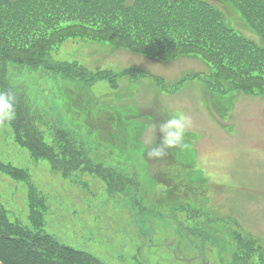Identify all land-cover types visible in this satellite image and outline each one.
<instances>
[{
	"label": "rangeland",
	"instance_id": "obj_1",
	"mask_svg": "<svg viewBox=\"0 0 264 264\" xmlns=\"http://www.w3.org/2000/svg\"><path fill=\"white\" fill-rule=\"evenodd\" d=\"M218 1L227 5L223 11L216 4L227 26L264 47L240 10ZM168 54L164 58L171 60H159L112 42L70 38L55 59L77 60L92 72H140L90 86L8 64L10 80L15 67L16 82L27 87L34 107L70 132L87 151L90 168L107 180L84 163L67 175L48 159H34L10 126H0L1 162L24 170L40 199L30 207L29 184L0 170V203L10 220L106 264H262L264 144L258 142L264 137V94L223 92L217 84L230 85L217 83L210 64L184 44ZM176 112L192 120L187 147L150 157L161 139L151 126ZM38 125L55 145L54 126Z\"/></svg>",
	"mask_w": 264,
	"mask_h": 264
},
{
	"label": "trees",
	"instance_id": "obj_2",
	"mask_svg": "<svg viewBox=\"0 0 264 264\" xmlns=\"http://www.w3.org/2000/svg\"><path fill=\"white\" fill-rule=\"evenodd\" d=\"M234 2L264 41V0ZM212 10L219 12L208 0H0V91L13 96L16 112L14 119L0 121V126H10L14 140L27 148L34 159H48L53 168L61 169L64 174H70L81 163L90 168L83 145L67 130L55 127L30 102L27 87L22 86L21 79L16 82L15 67L11 69L14 83L9 78L10 63L41 75L61 73L79 80L83 86L99 80L113 83L117 76L138 78L140 72L135 69L116 73L99 68L92 72L77 61L56 60L53 53L70 38L112 42L117 48L126 47L167 61L171 59H165V54L172 55L184 44V49L196 51V55L210 64L217 83L225 81L230 85L217 84L223 92L241 90L264 94V47L221 23ZM39 123L48 128L54 126L50 130L54 134L51 142L55 145L46 141ZM55 146L59 148L57 152ZM0 170L29 184L30 207L40 200L24 170L1 160ZM96 173L105 178L101 171ZM121 178L122 182L127 179L124 175ZM177 208L185 210L181 205ZM39 215L33 219L38 221ZM61 246L66 249L59 247L50 235L39 236L27 226L12 222L0 203L2 264H106L87 252ZM253 249L260 252L258 247ZM259 256L264 264V251Z\"/></svg>",
	"mask_w": 264,
	"mask_h": 264
},
{
	"label": "clouds",
	"instance_id": "obj_3",
	"mask_svg": "<svg viewBox=\"0 0 264 264\" xmlns=\"http://www.w3.org/2000/svg\"><path fill=\"white\" fill-rule=\"evenodd\" d=\"M16 112L13 103V96L7 91H0V121L12 120L15 118ZM192 125L191 118L183 112L174 113L171 118L165 122L151 126V131L161 134L160 143L156 147H152L148 152L150 157H161L165 154V149L176 146L187 147L183 143L186 132Z\"/></svg>",
	"mask_w": 264,
	"mask_h": 264
},
{
	"label": "crops",
	"instance_id": "obj_4",
	"mask_svg": "<svg viewBox=\"0 0 264 264\" xmlns=\"http://www.w3.org/2000/svg\"><path fill=\"white\" fill-rule=\"evenodd\" d=\"M258 143L264 144V137L261 138ZM207 151H208V143L204 144V155H206Z\"/></svg>",
	"mask_w": 264,
	"mask_h": 264
}]
</instances>
